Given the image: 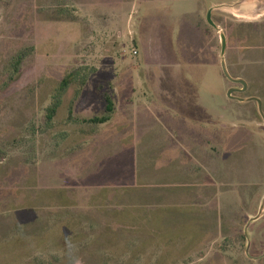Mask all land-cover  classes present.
<instances>
[{
  "label": "rangeland",
  "instance_id": "374dc122",
  "mask_svg": "<svg viewBox=\"0 0 264 264\" xmlns=\"http://www.w3.org/2000/svg\"><path fill=\"white\" fill-rule=\"evenodd\" d=\"M222 60L232 78L249 84L244 96L264 98V0H0V264H135L140 253L137 264H156L159 251L162 264L172 249L182 254L179 244L136 246L130 230L117 226L118 192L94 188L108 166L119 175L138 168L150 139L158 159L173 158L174 143L201 158L217 186L208 221L238 226L186 262L263 264L249 261L245 236L263 221L247 227L264 195V127L250 107L228 99L240 85L224 77ZM67 77L48 125L46 109ZM127 95L130 109L148 101L154 117L127 119ZM107 97L110 130L87 122L104 115ZM148 121L139 141L124 137V145L132 142L126 150L105 145L122 131L138 136ZM194 121L199 131L184 132ZM198 138L204 146L192 154L188 144ZM183 161L171 159L174 169Z\"/></svg>",
  "mask_w": 264,
  "mask_h": 264
},
{
  "label": "crops",
  "instance_id": "0c3cea01",
  "mask_svg": "<svg viewBox=\"0 0 264 264\" xmlns=\"http://www.w3.org/2000/svg\"><path fill=\"white\" fill-rule=\"evenodd\" d=\"M126 99H128L127 112L125 115L127 119L128 117L135 116L134 114L137 112L146 117H154L146 108V106L150 105L148 101V105L143 103L142 105L144 106L139 107L138 104H134L133 106L137 108L130 109L131 103L129 100L131 99L128 95ZM112 115L108 122L100 124V126L104 127V129L108 128L106 130L112 129V125L108 124L113 119ZM193 115L195 117L200 116L199 112ZM120 121H123V119ZM150 122L151 121H148V123L143 126L138 136L133 134L136 131H131L130 136H127L128 133L125 134V132L122 131L119 136H115V138L110 137V139L106 140L105 145L114 141V143L119 144L121 149L125 148L124 150H126V147L132 145V142L124 145L122 143L124 142V137L129 138L130 141H139L143 136L142 132H144V134L147 133L149 129L147 124ZM119 123L121 122H118V124ZM193 123V126L184 123L183 131H199L201 125H197L198 122L195 121ZM177 127L175 126L174 130L179 133ZM100 136L101 134H98L95 138ZM80 140L82 139L79 138L78 141ZM201 140V138H198L197 141H192L193 145H191V141L189 142L190 144H188V146L194 147L191 148L194 150L192 154H194L195 150H200L199 147H202L203 142ZM174 144L176 147L172 149L173 158L178 156L182 159H189V162L183 161V164L179 163L178 168L174 169L172 166L173 162L171 163V159H173L171 156H169L168 159H158L156 157L154 153L156 151V143L154 139H150L149 142L142 147L143 153H141V155L144 156L138 158V168L135 170L132 168L127 174L120 173L119 175V171L115 172V174H111L113 168L112 166H108V173H105L101 182L94 188L102 190L114 189V191L116 190L118 192V196L116 197L118 200V208L116 211L119 215L116 223L121 229L130 230L129 236L134 237L136 246L150 245L152 247L157 245L160 247L162 245L166 248V246L170 244L184 245L186 249L183 250L184 252L182 254L178 255L179 251L175 249V255L172 256V249L168 252V255L164 257L162 264H191L187 263L186 260L191 256L193 251L197 249L200 251L205 250L209 242H212V240L222 235L223 230L235 231L238 226L235 224V221L228 224L230 227L225 228L216 220L208 221L207 211L212 207H216V195L212 193L213 189L217 192V186H214L211 181H208V173L200 157V159H198V156L193 155L195 157L191 159L190 150L189 152H184L183 149L177 148L176 143ZM248 144L249 147L251 144ZM250 148L254 151L252 146H250ZM177 149L180 150V153L175 152ZM124 150H122L121 153L112 152L108 160H116L122 157L125 153ZM236 151V148H232V152ZM129 160L131 166L134 162L136 163L133 156L130 157ZM214 161L216 160L212 157L210 163L211 172H216L219 168V160L218 162ZM244 162L248 164L250 162L249 157L246 156ZM123 168L124 167H122V169ZM122 169L120 171H122ZM139 171H141V173H138ZM206 175L207 178H205ZM211 191L212 193L209 194ZM177 211L181 213L189 212L190 214H178L179 212ZM210 212L212 214L215 213L213 210ZM171 235L178 236L176 238H170ZM172 238L175 240L173 241ZM189 245L192 247L189 248ZM160 248L162 249V247ZM138 257L143 259L142 253L135 256V264H137L140 259ZM159 257L160 251L157 258L154 260L156 264ZM202 261H207L206 256L200 257L198 260V262Z\"/></svg>",
  "mask_w": 264,
  "mask_h": 264
},
{
  "label": "flooded vegetation",
  "instance_id": "af4514ba",
  "mask_svg": "<svg viewBox=\"0 0 264 264\" xmlns=\"http://www.w3.org/2000/svg\"><path fill=\"white\" fill-rule=\"evenodd\" d=\"M238 85H240V84H238ZM246 85H247V87H246L244 92L236 91V92L232 93V94L239 95L238 97L231 96L232 98H228V99L236 101L237 104H242V105H245L247 107H250V113L253 116L252 120H256L257 118H260V120L262 122V124H260V125H262L264 127V118H263L264 117V98H261L259 96H255V95L254 96H244V94H246V91L248 89H250V86H249V84L247 82H246ZM235 89L236 90H243V86L240 85L239 88H235ZM253 98H256V99L260 100V102H261V112H262L263 116L260 113L258 103L255 100H253ZM247 137H248V135H247ZM247 142L251 143L249 140H247ZM262 201H264V195L262 196V200H261L260 205L258 206L257 212L252 217H250V219H254L256 217H258V218L255 219V220H252L249 224H248V222H249L248 221L247 222V227H249V230H250V228H251L250 226L256 225L257 223L260 222V220L261 221L263 220L262 221V225L259 226V227H256V228L254 227V232L253 233L251 232V237L248 238V236L247 237L245 236V238L247 239V242H248L247 243L248 247H247L246 255L248 256L249 261L257 262V263L258 262H263V264H264V207H263L262 214L259 215V211H260V208H261Z\"/></svg>",
  "mask_w": 264,
  "mask_h": 264
},
{
  "label": "trees",
  "instance_id": "16d2710c",
  "mask_svg": "<svg viewBox=\"0 0 264 264\" xmlns=\"http://www.w3.org/2000/svg\"><path fill=\"white\" fill-rule=\"evenodd\" d=\"M25 55H26L25 53H20L19 56L17 57L14 65L15 71H18L19 66L21 65ZM69 84H70V80L67 77L60 83L59 88L56 90V96L53 98V101L50 104V106L47 107L45 112V119L48 125L52 122L55 115L57 114V111L61 104V95L65 92ZM113 111H114V105L111 99L107 97L104 115L89 119L87 122L95 125L104 124L110 120Z\"/></svg>",
  "mask_w": 264,
  "mask_h": 264
},
{
  "label": "water",
  "instance_id": "95a60500",
  "mask_svg": "<svg viewBox=\"0 0 264 264\" xmlns=\"http://www.w3.org/2000/svg\"><path fill=\"white\" fill-rule=\"evenodd\" d=\"M207 21H208V23H209L212 27L216 28V26L211 22V20H210V15H209V14H207ZM220 39H221V56L223 57V56H224V53H225V49H226V40H225L224 35H222V34L220 35ZM221 69H222V72H223L224 77H225L227 80H229V81H230L231 83H233V84H240V85L243 86V90H236L235 88H230V89L228 90V92H227V96H228V98H232V97H231V96H232L231 94H232L233 92H236V91H238V92H244V91H245V89H246V87H247L246 82L243 81V80H241V79H234V78H232V77L229 75L228 71H227L226 64H225V61H224V60L221 61ZM253 100H255V101L258 103L260 113H261V115L263 116V114H262V112H261V102H260V100H259V99H256V98H253ZM241 101H242V100H241ZM263 118H264V117H263ZM263 207H264V201H262L261 208H260V211H259V215L262 214V212H263ZM257 218H258V217L254 218V219H250L249 222H248V224H249L252 220H255V219H257ZM247 243H248V242H247ZM247 247H248V246H247Z\"/></svg>",
  "mask_w": 264,
  "mask_h": 264
}]
</instances>
